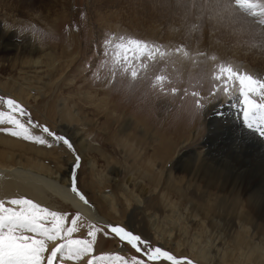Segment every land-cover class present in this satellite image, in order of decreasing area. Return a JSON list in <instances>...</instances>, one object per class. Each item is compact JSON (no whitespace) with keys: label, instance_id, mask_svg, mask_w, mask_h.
<instances>
[{"label":"rangeland","instance_id":"obj_1","mask_svg":"<svg viewBox=\"0 0 264 264\" xmlns=\"http://www.w3.org/2000/svg\"><path fill=\"white\" fill-rule=\"evenodd\" d=\"M249 4L254 7L247 11L245 7ZM177 46H186L185 57L176 49L170 50ZM197 47L200 53L193 51ZM29 55L43 61L48 57L52 70L42 62L37 69L22 65ZM0 89V96L16 99L34 121L71 139L82 157L77 171L78 187L101 217L112 224L126 225L154 246L178 257L198 264H214L204 262L191 251L192 243L208 248L204 234L201 244L196 240L200 233L196 229L197 219L188 216L190 223L186 225L185 218L171 212L162 202L159 194L167 192L168 181L161 180L159 190L155 191L138 173L148 172L150 180L156 179V170L166 168L162 162L176 137L182 143L186 140V146H181L188 152L209 149L215 157L244 167L248 159H238L243 155L241 149L220 140L218 135L221 131L223 135L242 130L232 125L240 120L236 112L246 100L251 99L257 108L264 107V0H0ZM94 91L99 92L98 99L109 98L106 105L85 96ZM20 96L24 101L17 98ZM63 110L73 113L72 116L64 120L63 114L60 115ZM254 112L257 117L264 114L256 109ZM257 117V124L244 130L258 137L264 152L261 135L264 128L258 129L264 126V119ZM67 125L72 127L66 128ZM63 126L70 132L63 130ZM76 131H80L81 141L94 146L95 152L89 153L85 143L89 156H95L96 172L74 137ZM211 131L212 141L218 136L214 143L218 142L217 147L224 152L210 148ZM33 133L41 134L39 129H33ZM132 138L140 151L131 148L130 144L135 143ZM1 140L20 145L10 147L0 142L3 166L39 162L54 173L69 172L73 158L63 145L47 147L4 132H0ZM96 149L115 162L121 171L117 178L122 182H130L136 174L133 182H137L134 187L137 192H134L141 195V205L126 197L117 183H98L97 174L106 173L107 168ZM6 152L12 153L13 159ZM253 152H249V162L253 161L251 166L264 177V164L252 157ZM156 156L160 159L156 160ZM246 176V181L256 184L255 187L264 186V179L255 172ZM179 177L182 176L176 173L175 179ZM191 177L193 174H189V181ZM186 182L176 183L197 201L212 207L208 200L215 197H209L210 192L204 194L205 190L193 184L188 188ZM139 184L145 189L138 188ZM217 198L213 204L217 208L215 222L225 224V228L219 225L217 228L221 234L226 233L224 236L232 245L239 231L237 222L243 202L223 195ZM45 200L47 204L40 205L66 214L69 224L79 214L81 226L74 236L87 238V225L95 222L51 195ZM180 212L186 213L183 208ZM254 226L256 243L264 247V229ZM170 229L174 240L166 244ZM213 229L210 227L208 237L215 239L217 248H221L224 241L218 239L220 236ZM178 242L182 244L180 248ZM48 247L51 251L54 243L49 241ZM217 248L212 257L215 262L220 261L216 257ZM95 250L96 254L119 253L128 259L138 255L128 245L122 246L118 238L102 233L97 235ZM88 259L84 257L76 264H87ZM227 260L234 263V258Z\"/></svg>","mask_w":264,"mask_h":264},{"label":"bare ground","instance_id":"obj_2","mask_svg":"<svg viewBox=\"0 0 264 264\" xmlns=\"http://www.w3.org/2000/svg\"><path fill=\"white\" fill-rule=\"evenodd\" d=\"M175 49L178 50V54H182V55H184L186 51L188 50L186 49V46L184 47L177 46V47L171 48L170 50L174 51ZM199 50L201 49L197 47L193 51H199ZM30 56L32 55H29L28 58L25 57V59L22 60V65L28 64L29 66H31V68L37 69L39 67L38 65H40V63L42 62L41 64L43 65L46 64L47 68L51 67L47 61L48 57H46V61H43L41 59L39 60L38 58H34V57L32 58ZM48 56L51 57V55H48ZM183 57H185V55ZM43 62H47V63H43ZM50 69L52 70V67ZM0 90L2 91V89ZM98 93H99L98 91H94L93 93L85 94V96L88 99L93 100L94 102L97 101L99 103H102L104 101L103 103L104 105H106V102H108L106 98L108 97L106 96V98L102 97L98 99V97H100V95L98 96ZM102 95L103 93L101 94V96ZM17 98L20 99L21 101H24V99H22L21 96ZM96 104H94V106ZM60 112H59L60 115L63 114V116L61 117H63L64 120H67L66 118L69 119V117L72 116L71 114H73L66 110H63ZM209 112L210 110H208V114H210ZM69 122L73 123L70 120ZM71 127H72L71 125L66 126V128H71ZM62 129L64 130L65 126H63ZM68 130L66 131L68 132ZM71 132H73V130ZM79 132L80 131H76L74 133V137L80 141L78 142L80 143V148L85 151L88 164L90 168H92L95 171V169L98 167L96 164V161L94 160L95 156L90 157L87 152L88 149L85 148V145L87 144L89 148V153L90 152L92 153V152H95L92 150L94 149V146L90 145L89 143H86L87 141H81V136ZM212 134L214 133L211 131L210 138H208L210 142V148H214L215 150L213 151H217L218 149L219 153L224 152L223 150H220L219 147H217L218 142L217 144L214 143V141L216 140L215 138L220 136L219 137L220 140L230 142L234 145V147L237 146L241 149V151L243 152V155L241 154L242 156L238 157V159H248L246 160V163L243 165L244 167H240L239 163L233 166L232 163H230L226 158L223 159V157H220V158L215 157L212 151L209 150L208 148H207L208 149L207 152H204V151L188 152L187 150L183 149L181 146V145L184 146V144L186 146L187 144L186 140L184 143H182L183 140L180 141L179 138L176 137L173 139L171 143L172 146L170 145V148L165 153L167 154L166 160L162 162V164H166V168H164L163 170H160V169L156 170L157 172V173L155 172L157 176L156 179L152 178L150 180L149 178L151 174L148 172L145 174H141V173H138V174H140V176L142 175L141 177L142 180L146 182L147 185L153 186L155 191L159 190L161 180L165 179L166 181H168L167 192L165 194H161V193L159 194L162 202L167 206V208H169V210H171V212H175L176 215L178 214L177 216H181L185 218L187 221L186 225L190 223L188 222L189 221L188 216L193 215V217L197 219L196 229L200 233H197L196 240L199 241L201 244L203 237L206 236L205 240L207 241L206 246L208 244V248L207 247L199 248L197 246V243H192L191 251L193 255L195 254L196 257L203 260L204 262L206 261V262H211L214 264H232L230 261L227 260L228 258H234L233 264H236V261L238 262L237 264H264V247L256 243L257 233L252 231L253 227L255 228L254 225L264 229V211H263L264 186L255 187L256 184L253 185L250 182L246 181V178L248 179V176L246 175L253 174L254 172L257 174V176L259 175L261 176V178L264 179V177L260 175L259 172L253 168L254 165L251 166L253 164V161L252 163L249 162V158H251L249 155V152L254 151L255 154H253L252 157L254 159L256 157L259 158L260 163L264 164V152L263 150H261L262 143L258 140V137L253 135V133L251 134L243 129L238 130V131H230L229 133L223 134V135L221 131L220 135L216 136L213 139V141H212V138H213ZM129 140L130 138H128L127 140L128 143H129ZM133 141L135 143L132 142V144H130L131 148L136 149L137 151H140L137 149L138 147L136 144V140L133 139ZM0 142L1 144L10 146V147L20 146V145H17V143L14 144L13 142H5L2 140ZM206 143L208 144L207 141L205 142V144ZM241 145L242 147H240ZM101 151L96 149V152L98 153V155H100L105 160L106 168H107L105 169V171L107 170V172L106 173L102 172V175L101 173L97 174L98 183L100 185H103L105 181H108L106 183H110V181L117 183V185H119V187L121 188V190L123 191L126 197L131 198L135 203L141 205L142 204V200L140 199L141 195L136 194L135 192H137V190L134 189L135 185L137 184V182L136 183L133 182V180H136L135 179L136 174L134 175L135 177L131 176L132 179L130 182H126V183L122 182L121 180L117 178L120 176L119 174L121 172L120 169L118 167H115L116 166L115 162L109 159ZM130 152L132 153V151ZM232 153L236 154L237 152L234 153L233 151ZM0 154L4 155L1 152ZM5 155L8 158H12V159L14 157L12 153H9V152L8 153L6 152ZM102 158L99 157V159L101 160ZM155 159L159 160L160 157L156 156ZM168 165H169V168L167 167ZM152 167L154 170L155 169L154 167H156V163H154ZM186 172H188L189 174H193V177H191L190 181L188 180L189 174H187L186 176L184 175ZM67 173L65 175L61 173H56V172L54 173L51 169L47 168L46 166H44V164L39 163V162L37 163L34 162L28 166H25L22 163H19L17 166H14V167L13 166H3L0 164V200H10L16 197L22 198L23 196H27L42 205L45 203L47 204L45 199H48V195H51L52 197L59 199L63 204L69 205L73 209L77 210L83 217L87 218V220H90L95 223L96 222L110 223L109 221L106 220V218L101 217L99 215L97 209L95 208L93 204L90 203L92 205L91 207L88 205H84L83 202L80 201L78 197L75 196V194L70 191V188L68 186V180L66 178ZM108 173L112 174L113 177L109 176ZM176 173L179 174V176L181 175L182 177L181 178L179 177L180 179H177V178L175 179ZM186 179L188 180V182H186ZM177 181H179L180 183L183 182V184L186 182L187 185L189 186L188 188H190L193 185H196V186L198 185L197 186L198 189L205 190V191H202L204 194L207 193L209 195V192H210L209 197H212V196L215 197L214 200H208V203H210L209 205H212V207L208 205L206 206L203 203L197 201L195 197L191 196L188 191H185V189H182L183 187L181 189L178 188L177 183H176ZM131 182L135 184L133 185ZM130 185H133V188H131ZM138 188L144 190L145 186H143L142 184H139ZM218 195H223L225 197L228 196V198L229 197L235 198L236 201L243 202L241 213L238 217L239 222H237L239 223L238 224L239 227H237L239 228V231L237 232L238 234L236 233L237 235L235 237V242H233L234 245L233 244L229 245L227 238L224 236L226 235V233L224 232V234H221L220 230L217 228L218 225L221 226L222 228H225L224 226L225 224L222 225L220 222L219 223L215 222L217 208H215L216 206L213 204L214 202H217L216 200L219 199L217 198ZM260 202H262L263 204H261ZM180 208H183L186 213L180 212ZM248 221L251 224H248ZM210 227L214 228L213 230L215 231V234L218 233L220 236L219 238L218 237L217 238L221 241H224L223 243L226 246L224 245L223 247L220 246L221 248H217L219 244L216 245L217 243L215 239L208 237V233L212 232L210 231ZM186 229L187 227L185 228V231ZM202 234H204V236ZM173 240H174L173 231L171 230L169 235L167 236V239L165 240V243L171 244ZM230 240L231 239H229V241ZM176 245L178 246V248L182 246V244L179 242ZM215 248H217V251H218L216 253V257H218V259L220 260L219 262L218 261L215 262L212 260L213 254H215L213 253L215 251L214 250ZM195 264H198V263H195Z\"/></svg>","mask_w":264,"mask_h":264},{"label":"snow or ice","instance_id":"obj_3","mask_svg":"<svg viewBox=\"0 0 264 264\" xmlns=\"http://www.w3.org/2000/svg\"><path fill=\"white\" fill-rule=\"evenodd\" d=\"M251 95V94H249ZM248 111L256 107L251 99L245 101ZM0 132L27 142L47 147L63 145L72 154V163L67 173L70 191L84 205L92 206L86 194L78 187L77 171L81 155L70 138L40 124L31 118V113L16 99L0 96ZM264 119V114L257 117ZM33 129H39L35 135ZM264 136V132H261ZM77 214L68 222V216L41 206L28 198L0 200V264H73L89 257L87 264H192L187 258L178 257L169 250L154 246L149 239L134 233L126 225L96 222L87 225V238L74 234L81 226ZM98 233L105 237L118 238L121 245H128L138 255L126 258L119 253L96 254ZM54 243L49 251L48 242ZM59 241V243H55ZM45 253H48L45 257Z\"/></svg>","mask_w":264,"mask_h":264},{"label":"water","instance_id":"obj_4","mask_svg":"<svg viewBox=\"0 0 264 264\" xmlns=\"http://www.w3.org/2000/svg\"><path fill=\"white\" fill-rule=\"evenodd\" d=\"M219 116H221V115H219ZM254 124H257V121H255L254 118H250V119H245V120L241 119V120L237 121V123H234L232 126H234L235 128H240V129L244 130V128L248 129V128L252 127ZM261 128H264V126H260L258 129H261ZM192 264H195V263L192 262Z\"/></svg>","mask_w":264,"mask_h":264}]
</instances>
